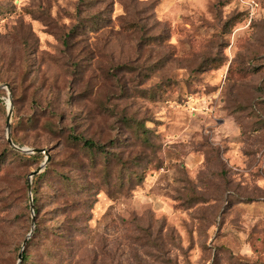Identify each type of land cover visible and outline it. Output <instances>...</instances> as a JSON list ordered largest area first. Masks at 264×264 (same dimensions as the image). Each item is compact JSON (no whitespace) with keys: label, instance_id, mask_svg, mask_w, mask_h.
Returning a JSON list of instances; mask_svg holds the SVG:
<instances>
[{"label":"rangeland","instance_id":"rangeland-1","mask_svg":"<svg viewBox=\"0 0 264 264\" xmlns=\"http://www.w3.org/2000/svg\"><path fill=\"white\" fill-rule=\"evenodd\" d=\"M0 264H264V0H0Z\"/></svg>","mask_w":264,"mask_h":264},{"label":"water","instance_id":"water-1","mask_svg":"<svg viewBox=\"0 0 264 264\" xmlns=\"http://www.w3.org/2000/svg\"><path fill=\"white\" fill-rule=\"evenodd\" d=\"M13 113V106L11 105L10 106V109H9V112H8V120L9 118L11 117ZM8 127H10V125H8ZM8 142L10 143V145L12 147H14L15 149H17L18 151L20 152H24V153H44L46 154V159L45 161L43 162L42 165H40L37 169H35L34 171H32V173L30 174V177H29V198H30V205H31V208L32 210L34 211V203H33V196H32V179L34 178L35 175H38L41 173V171L43 170L44 167H46L47 163L49 162L50 160V155H49V151L45 148H33V149H30V148H23V147H20L18 146L14 140H13V137L12 135L10 134L9 132V135H8ZM35 222V219H33V223ZM26 243V241H25ZM24 243V244H25ZM24 248H22L21 252L19 253V259L20 261L22 260L23 258V254H24Z\"/></svg>","mask_w":264,"mask_h":264},{"label":"trees","instance_id":"trees-1","mask_svg":"<svg viewBox=\"0 0 264 264\" xmlns=\"http://www.w3.org/2000/svg\"><path fill=\"white\" fill-rule=\"evenodd\" d=\"M14 140V142L16 141L17 142V140L16 139H13ZM82 140V139H81ZM83 142H84V145L85 146H87V147H90V148H98V149H104V148H102L103 146H101V145H99V144H97V143H95L93 140H90V139H83ZM13 150V149H12ZM14 151V150H13ZM16 153L17 154H19V155H21V156H29L28 158H33V159H40L41 161H43L44 160V156H43V153H34V154H24V153H21V152H18V151H16ZM31 156V157H30ZM48 166H49V164H48ZM43 176H44V174H39V175H36L35 177H34V184L38 181V180H41L42 178H43ZM78 183H76V185H77ZM82 187V185H77V187ZM36 187L34 186L33 187V192H34V197H33V200H34V203H37V198H36V195H35V191H36V189H35ZM94 191H93V187L92 186H86L85 187V194L86 195H88V196H90V195H92V193H93ZM31 206V205H30ZM23 257H24V261H26V259H27V253L26 252H24V254H23Z\"/></svg>","mask_w":264,"mask_h":264}]
</instances>
